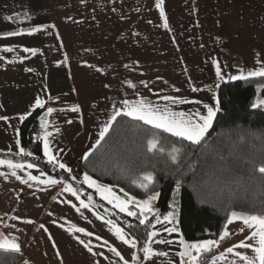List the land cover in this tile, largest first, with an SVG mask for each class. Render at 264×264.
<instances>
[{
	"label": "crops",
	"instance_id": "obj_1",
	"mask_svg": "<svg viewBox=\"0 0 264 264\" xmlns=\"http://www.w3.org/2000/svg\"><path fill=\"white\" fill-rule=\"evenodd\" d=\"M155 3L156 0H0V117L7 118L0 119V154L20 156L16 145L20 117L38 109L35 100L39 98L46 111L54 109L46 117L48 126L44 129V133H51V152L71 168V173H66L84 185L83 157L97 147L100 129L114 107L123 106L124 99L144 98L173 111H201L206 115L204 105L215 108L218 104L217 85L240 81L230 77L240 75L241 70L246 74L264 67V0H164L168 29L163 28ZM34 28L40 31L28 35ZM11 31L23 34L5 35ZM4 48L13 50L5 52ZM24 48L36 49V55L23 52ZM213 61L220 65L223 80L217 79ZM128 82L134 87L129 88ZM192 87L200 91L193 92ZM165 95L200 103L166 105L161 99ZM74 106L78 112L68 110ZM11 171L0 165V237L15 239L20 245L17 254L21 259L16 264H123L107 245L115 247L132 264L136 248L117 240L104 222L110 219L92 204L91 210L80 208L74 196L62 191L66 183L22 184ZM16 172L27 179L25 172L40 176L42 171L35 166ZM112 188L126 199L123 191ZM89 190L100 199L93 189ZM129 208L139 214V208L132 204ZM152 208L158 213L156 203ZM97 215L103 219H97ZM147 216L153 218L150 232L159 233L152 242L153 249L168 253L166 257H153L149 264H179L177 241L182 235L179 230L171 234L164 230L177 228V214L171 223L164 217L156 223L152 213ZM25 220L33 223H24ZM69 225L84 228L92 236L69 233ZM241 227L239 220L227 222L224 230L230 236L212 249L209 264L228 247L245 240L249 230L240 232ZM126 236L132 239L128 233ZM77 237L90 243L92 252ZM160 239L173 243L154 242ZM238 251L252 255L250 250ZM232 259L228 254L227 260Z\"/></svg>",
	"mask_w": 264,
	"mask_h": 264
},
{
	"label": "trees",
	"instance_id": "obj_2",
	"mask_svg": "<svg viewBox=\"0 0 264 264\" xmlns=\"http://www.w3.org/2000/svg\"><path fill=\"white\" fill-rule=\"evenodd\" d=\"M261 100H264V78L221 83L217 87L220 111L198 146L158 132L141 121L117 117L105 139L83 161L81 170L136 200L159 192L156 200L159 217L171 213L176 197L177 229L185 241L218 239L233 211L264 215V209H260L264 203V175L258 171L264 164V106L252 107ZM46 112L45 108L34 110L19 127L20 146L32 155L0 154V159L33 163L46 176L70 184L86 202L91 195V204L136 240V255L142 258L141 249L148 241L153 218L140 225L138 218L110 208L69 174L48 165L42 154V140L38 139L44 133L41 119L46 120ZM154 136L160 139L158 148H163L164 155L147 151L148 140ZM172 147L182 150L179 170L167 159ZM146 172L155 177L147 192L133 183ZM20 259L17 253L0 250V264H16ZM202 260L209 264L210 252Z\"/></svg>",
	"mask_w": 264,
	"mask_h": 264
},
{
	"label": "snow or ice",
	"instance_id": "obj_3",
	"mask_svg": "<svg viewBox=\"0 0 264 264\" xmlns=\"http://www.w3.org/2000/svg\"><path fill=\"white\" fill-rule=\"evenodd\" d=\"M164 0H156L155 6L159 9L160 18L163 21V28L168 29L169 23L168 19L165 15L164 10ZM40 31L38 28L31 29L28 32V35L33 34L34 32ZM23 33L20 31H11L6 33L7 36H19ZM12 48H4L3 51L11 52ZM23 52L28 53L31 52L33 56L36 55V49L24 48ZM2 59V58H0ZM22 62V61H21ZM216 68V77L218 80H223L224 77L222 75V69L218 63L213 61ZM127 67V65H125ZM97 71H101V69L97 68ZM26 71H30V69H26ZM250 78H264V67L256 68L255 70H249L245 74L243 70H241L240 75H233L230 77L232 80H248ZM107 87V85H106ZM128 87L133 88L134 85L131 82H128ZM147 87V84H145ZM219 87V85H217ZM193 92L200 91L197 87H192ZM211 91V89H209ZM174 91L179 92L180 89H174ZM161 99L166 102V105H182V104H199V100H189L186 98H178L172 95L162 96ZM122 107H114L113 112L109 116L106 123H104L103 127L99 131V139L97 140V144L100 141L105 139V136L109 133L113 123L117 120V117H128L134 121H141L144 125L150 126L152 129L157 130L158 132L165 133L170 137H174L180 141H187L192 146H198L202 141L205 140L206 135L209 132V129L213 127V120L216 118L217 112L220 111V107L217 104L215 108L209 107L208 105H204V108L207 110V114L204 115L201 111H195L192 113H185L183 111H173L171 107L165 106L161 107L158 104L154 105L150 101L144 98L136 99L135 101H130L128 99H124L122 101ZM259 106H264V100L259 101L258 104H253L252 107L256 108ZM36 108H43L44 102L37 98L35 100ZM72 112H78V107H72L68 109ZM54 112V109L49 107L45 116H51ZM0 119H7L6 117H0ZM25 119L24 116L20 117V120L23 121ZM71 123V121H69ZM48 126V122L45 119H41V128L46 129ZM19 135V133H18ZM51 133L45 131L43 136L38 137V139L43 142V156L46 158L47 164L51 165L53 168H59L64 172L71 173V168H69L65 163L60 162L57 159V156L54 155L49 147V136ZM160 144V139L157 137H153L148 140L147 143V151L149 153H157L159 152L161 155H164V150L162 147L158 148ZM16 145L18 148V155L21 157L31 156L32 153L25 152V150L20 147V140L16 141ZM181 148L172 147L171 151L167 153V159L173 165L178 166L179 170V160L181 157ZM89 153H85L84 159L87 160ZM0 165H6L8 169L12 170L11 175L20 181L22 184H29V182H35L36 184H43L45 186H55L57 184H62L63 181L52 179L50 177H46L45 179H41V176H44V172L40 173V176L31 175L28 172H25V176L27 179H22L17 175L16 170L23 171L25 168L33 169L35 165L33 163L23 164V163H13L12 160H0ZM191 167V166H190ZM258 171L261 175H264V164H262ZM75 179V177H73ZM84 185H86L89 189H93L96 194L99 195L100 199L106 201L108 204L112 205L114 209H119L120 212L126 213L128 216H138L139 224L144 225L148 220V213H152L156 216V223H161L160 217L158 213H155L152 208V202L157 200L160 196L159 192L153 191L151 194L147 196L146 199L136 200L134 197L130 196L127 192L124 193L126 199H121L120 196L116 195L113 191V188L106 185L98 183L97 180L93 179L87 173H85L82 177L81 181ZM139 188L144 189L146 192L150 190V186H153L155 183V177L152 172H146L142 174L138 180L133 181ZM179 190V186L177 187V191ZM63 192L71 194L74 196L76 200L79 201L80 208H89L92 203V196H88V202L85 203L84 200L80 199V193L74 189L70 184H64L62 188ZM67 202V201H66ZM132 204L135 207L139 208V214L130 210L129 205ZM77 211L80 209L77 208ZM91 210V209H90ZM96 215L95 213H93ZM51 215V214H50ZM11 219L15 220L17 217H11ZM97 219H103V217L97 215ZM164 221L168 223L172 222V214L165 216ZM239 220L242 222L243 227L240 228V232H244L245 228L249 230V235L245 237V240L240 241L239 243L233 244L231 247H228L224 253H221L218 257H214L211 264H216L217 261L223 262V264H264V215H254V214H238L233 211L230 214L228 219V223L231 224L233 221ZM108 226L109 230L115 236L117 240H119L122 244L127 245L131 249H135L137 247V242L135 239H129L126 236L123 228L117 227L111 220L104 221ZM24 223L31 224L33 223L31 220H25ZM150 223V221H149ZM41 228H44V225H40ZM155 227V225H153ZM47 231V229H44ZM169 234L173 232H178L176 227L165 228ZM69 233H82L84 236H92V233L85 231L84 228L76 227L75 225H69L66 229ZM159 233L156 231H152L148 233V242H146L141 251L143 252V257H138L135 253L131 255L132 264H142V261H150L153 257H166L168 256L167 252L164 251H155L152 247V242L154 237L158 236ZM230 236V233L227 230H224L219 235L218 239H208L197 242H186L183 236L177 241L180 246V250L176 253L179 256V264H204L202 257L212 251L214 247H219L221 242L226 240ZM49 239H52L51 236ZM97 240L100 237H96ZM79 243H81L84 248H86L89 252H92V246L90 243L85 242L77 237ZM248 241H252V243H248ZM156 244H166L170 245L173 243L171 240L160 239L154 241ZM107 245V242H104ZM53 247H56L53 244ZM108 251L114 254L116 257L123 262V264H129V261L125 260L121 255V252L117 251L115 247L111 245H107ZM239 249L250 250L252 255H246ZM0 250L5 252H20V245L15 241V239H8L7 237H0ZM94 255L96 253H93ZM230 254L234 259L227 260V255ZM168 264H171V261H168Z\"/></svg>",
	"mask_w": 264,
	"mask_h": 264
},
{
	"label": "rangeland",
	"instance_id": "obj_4",
	"mask_svg": "<svg viewBox=\"0 0 264 264\" xmlns=\"http://www.w3.org/2000/svg\"><path fill=\"white\" fill-rule=\"evenodd\" d=\"M80 184H81V183H80ZM152 203L155 204V203H156V200L153 201ZM260 209H261V210L264 209V203H261V204H260ZM176 210H177V199H176V197H175L174 200H173V203H172V211H171L170 214H172V216H175V217H176V214H177ZM152 247H153V243H152ZM143 264H149V261H144Z\"/></svg>",
	"mask_w": 264,
	"mask_h": 264
}]
</instances>
